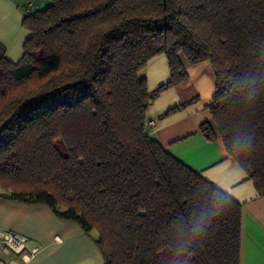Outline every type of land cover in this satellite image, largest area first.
Instances as JSON below:
<instances>
[{
  "label": "trees",
  "instance_id": "16d2710c",
  "mask_svg": "<svg viewBox=\"0 0 264 264\" xmlns=\"http://www.w3.org/2000/svg\"><path fill=\"white\" fill-rule=\"evenodd\" d=\"M46 4L23 18L30 37L18 63L0 45V199L78 224L103 264H174L182 243L196 253L191 264H239L241 206L166 153L145 114L188 80L181 59L209 62L216 86L200 133L264 199V0ZM157 56L170 80L149 93L139 74ZM250 74L261 81L251 105ZM245 134L250 151L236 146ZM205 218L207 233L194 240Z\"/></svg>",
  "mask_w": 264,
  "mask_h": 264
},
{
  "label": "crops",
  "instance_id": "0c3cea01",
  "mask_svg": "<svg viewBox=\"0 0 264 264\" xmlns=\"http://www.w3.org/2000/svg\"><path fill=\"white\" fill-rule=\"evenodd\" d=\"M46 0H0V45L5 58L16 64L23 55V45L30 33L22 27L24 9L31 13L42 9ZM188 80L162 92L149 105L145 119L147 133L163 150L211 183L241 206L240 262L264 264V199L241 168L227 157L219 142H207L200 133L209 121L208 107L216 80L209 62L189 65L181 59ZM147 91L154 92L170 80L164 56L151 59L139 74ZM194 99L181 111L165 114ZM0 231L12 232L26 239L27 251L35 255L24 260L18 255L0 252V264H103L93 239L78 224L57 219L44 205H25L0 199Z\"/></svg>",
  "mask_w": 264,
  "mask_h": 264
},
{
  "label": "clouds",
  "instance_id": "9594fccd",
  "mask_svg": "<svg viewBox=\"0 0 264 264\" xmlns=\"http://www.w3.org/2000/svg\"><path fill=\"white\" fill-rule=\"evenodd\" d=\"M247 84L243 89V93L248 104H254L257 100L259 93V84L261 83L260 79L256 75H249L247 78ZM236 146L242 151H250L253 146L252 137L245 134L242 137H237ZM224 196L231 201V196H228L227 193H223ZM228 210V207L225 203L218 205V212L225 213ZM211 224V220L205 218L204 221L199 222L196 226L195 231L193 232V239L195 240L198 237L207 233L208 227ZM196 253L191 249L190 244L182 243L179 244L176 248V253L174 256V264H191L192 257Z\"/></svg>",
  "mask_w": 264,
  "mask_h": 264
},
{
  "label": "built area",
  "instance_id": "2783aa9c",
  "mask_svg": "<svg viewBox=\"0 0 264 264\" xmlns=\"http://www.w3.org/2000/svg\"><path fill=\"white\" fill-rule=\"evenodd\" d=\"M31 6L24 9V14L31 13ZM150 127H154V123H148ZM38 249L33 248L27 251L26 239L23 236L12 232L0 231V252L4 255H18L22 260L30 258L37 253Z\"/></svg>",
  "mask_w": 264,
  "mask_h": 264
},
{
  "label": "rangeland",
  "instance_id": "374dc122",
  "mask_svg": "<svg viewBox=\"0 0 264 264\" xmlns=\"http://www.w3.org/2000/svg\"><path fill=\"white\" fill-rule=\"evenodd\" d=\"M46 5H47V4L44 3V4L41 6V8H42V9H45V8H46ZM213 74H214V73H213Z\"/></svg>",
  "mask_w": 264,
  "mask_h": 264
},
{
  "label": "water",
  "instance_id": "95a60500",
  "mask_svg": "<svg viewBox=\"0 0 264 264\" xmlns=\"http://www.w3.org/2000/svg\"><path fill=\"white\" fill-rule=\"evenodd\" d=\"M151 104V103H150Z\"/></svg>",
  "mask_w": 264,
  "mask_h": 264
}]
</instances>
